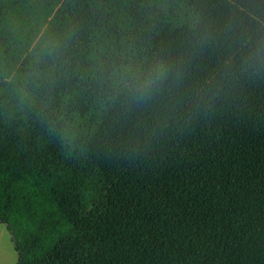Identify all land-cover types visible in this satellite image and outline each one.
Wrapping results in <instances>:
<instances>
[{
    "label": "trees",
    "instance_id": "1",
    "mask_svg": "<svg viewBox=\"0 0 264 264\" xmlns=\"http://www.w3.org/2000/svg\"><path fill=\"white\" fill-rule=\"evenodd\" d=\"M0 224L15 264H264V0H0Z\"/></svg>",
    "mask_w": 264,
    "mask_h": 264
},
{
    "label": "rangeland",
    "instance_id": "2",
    "mask_svg": "<svg viewBox=\"0 0 264 264\" xmlns=\"http://www.w3.org/2000/svg\"><path fill=\"white\" fill-rule=\"evenodd\" d=\"M16 253L13 250L9 233L5 226L0 224V264H15Z\"/></svg>",
    "mask_w": 264,
    "mask_h": 264
}]
</instances>
